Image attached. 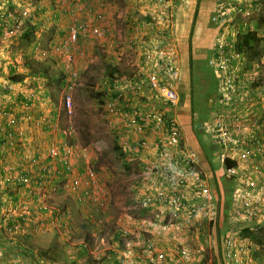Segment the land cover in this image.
Segmentation results:
<instances>
[{"label":"built area","instance_id":"1","mask_svg":"<svg viewBox=\"0 0 264 264\" xmlns=\"http://www.w3.org/2000/svg\"><path fill=\"white\" fill-rule=\"evenodd\" d=\"M68 1L60 0L62 4ZM217 2L212 17L217 35L208 65L215 71L219 89L204 133L216 149L217 164L230 181L229 216L220 243V263L264 264V260L259 263L254 258L253 253L255 249L258 250L255 245L240 235L245 227L252 226L253 230L256 226H264V136L252 125L245 127L257 112L264 109V89L259 86L264 72V54L249 62L247 56L236 47L239 33L242 29L248 30L247 20L255 13L250 4L246 0ZM11 4L15 2L11 1ZM174 5L170 0H158L148 27L157 31L158 35L171 31ZM27 13L22 10L19 17L12 13L2 16L0 63L5 56L3 51H6L1 42L19 34L21 22ZM237 18L244 20L242 27V20L237 22ZM101 19L100 15H95L92 21L80 22L74 14L67 33L52 47L53 52L63 54L69 61L67 54L78 44L81 36L100 42L104 36ZM261 34L264 40V32ZM136 38H132L130 43L136 46V50L139 48L135 63L137 71L128 79L113 80L109 91L114 99L104 104V110L118 131L119 146L125 159L139 169L141 186L137 193L144 197L141 207H155L163 217H158L159 221L136 220L132 230L122 228L121 237L124 240L117 254L122 259L121 264H219L204 257L206 241L202 244L198 238L194 243L184 241L192 232L198 237L197 232L203 225L216 222L218 202L221 200L213 192L205 174L200 175L194 154L188 148L177 119L180 102L177 48L171 37L164 39L163 43L155 41L152 45L139 44ZM67 80L66 86L72 89L71 79ZM1 84L5 85V82ZM62 104L65 114L70 115V94L64 95ZM0 131L5 139L1 163L6 157L5 152L14 151L25 132L17 126L8 129L1 127ZM45 151L44 158H48V161L39 162L31 157L29 164L32 171L23 169L17 173V181L28 185L31 188L30 197H36L31 199V204L18 203L13 206L5 194L10 177L7 174L0 176V264H29L20 256L6 258L7 238L10 234L42 232L44 214L41 211L50 212L46 203L55 198L54 186L57 185L49 186L56 176L61 175L64 180L57 188L70 196L76 194L79 203L89 199L90 190L95 185L92 170L75 168L77 158L72 146L64 141L52 142ZM228 159L235 162L234 167L225 166ZM31 208L34 210L33 218L28 217ZM53 211L56 218L53 220L55 225L51 227L57 228L69 239L72 213L68 208L63 212L56 208ZM16 216L20 220H15L13 227L6 230V222ZM147 234L158 235L161 244L166 245L165 251L172 256L166 260L164 251H158L157 247L150 250L151 245L144 246L141 239Z\"/></svg>","mask_w":264,"mask_h":264},{"label":"rangeland","instance_id":"2","mask_svg":"<svg viewBox=\"0 0 264 264\" xmlns=\"http://www.w3.org/2000/svg\"><path fill=\"white\" fill-rule=\"evenodd\" d=\"M11 1L15 2L14 5L17 4V11L19 12L21 11V5L28 6V4H30L32 8L35 3H38V1L41 2V0H22L19 2L15 0H0V3H3L4 7L10 8ZM170 1L175 3L172 29L171 31L162 32V34L171 36L179 56L181 54L180 51L184 49V57L188 64L187 87L184 92L180 93V91H178L180 98L178 107L180 110L178 114L183 113L182 110H184L188 101L191 111L190 128L188 127V123L182 124L178 117L177 119L179 123H181L184 137H186L184 129L188 130L187 133L189 137H191L190 135L196 136L197 142L207 158L206 161L210 164L216 149L212 145L209 137L207 138V135L202 131V127H205L206 120L210 116L209 99L212 94L218 92L219 81L214 69L208 65V60L213 53L215 40H213L211 47L207 48L206 45L208 42L205 41V38L208 34L216 36L217 28H212L208 25V22H210V24L212 22V15L209 16L206 11L203 12V8L212 9V7L217 6L218 2L217 0H211V2L207 4V0H188L190 5H187V3L184 5L186 0ZM246 1L247 4L252 5L250 1ZM59 2L58 0H50V9L59 8ZM89 2L90 4H86L85 7H82V5L80 6L81 9L75 13L77 14L76 17L78 18L84 15L83 20L88 22L94 20L95 15H100L102 17L100 24L105 28L106 33H109L107 39H109L110 42H114L109 50H107L108 48H105V51H98L95 49V53L93 54L86 50L87 47L92 46L89 43L91 41L81 36L80 38L83 37V41L87 42V44L83 42L84 45L78 43L73 46L67 54V56L70 57L69 61L63 54L54 53V55L52 53V44L60 41L66 34L64 31H62L64 33L63 36L59 33L61 30L60 26H62L60 22L63 19L58 18L54 20L55 23L52 25L50 20L44 19L46 17L50 18V16L46 14V17L44 16V18L40 19L37 18L36 15L33 16V11H31V18H34L35 21H39V26H41L36 34V38L38 39L37 48L31 50L33 49L30 46L32 43L27 42H22L20 45L14 46V51L12 50L13 53L17 54V57H21L18 63L12 58L13 55L9 54V62L12 67L14 64L17 70L26 69L30 72L31 67L28 62L47 61L53 71L65 73L67 75L66 80L70 78L73 84L72 89H69L66 84L59 90L54 89L53 92H51L53 93V99L50 98L51 101H47L49 97L45 96L46 92L37 94V89H41V86L37 88V86L29 84L27 89L37 94V98L32 107V111L38 114H36L37 118L41 117L43 113H46V116L50 118L48 122L45 121L47 117L42 118L43 122L46 123L48 127L47 131L41 129L39 132H43L45 136L51 137L49 140L52 142L64 141L66 145L72 146L73 154L78 160L75 161V168L84 170L89 168V170H92L94 173L95 185L90 190L89 199L86 200L84 198L85 201L83 203L77 201L76 194H71L72 196H70L67 195L64 190L58 189L55 198L52 199L49 204L46 203L50 212L44 214L42 217L44 223L42 232L39 233V235L36 234V236H33L35 237L34 243L37 247L48 246L52 243L71 245L65 249V252H69L68 254H70L69 256L74 264H83V262L95 264L93 261L94 255L90 254L89 257H92L91 260L89 259L86 261L88 256H82L80 249H78L80 245L78 240L80 239H78L77 236L81 234V231L86 230L87 232L85 236L88 242L84 240V244L86 243L88 250L98 254L103 253L104 259L106 258L107 252L112 251L113 232L118 230L121 225L125 226L123 220L127 217L130 218L129 225L125 227L129 229L135 224L136 220H153L154 216L159 214L157 211L152 212L153 209H148V207L143 209L141 207L142 203L138 202L137 198L143 196L141 193L135 191V186L138 185L141 177L139 169L136 165L128 163L125 157L121 155L122 151L119 146L120 137L118 131L112 125L104 110V104L114 99L106 83L110 80V78L107 77L110 76V72L113 73L115 80H121L130 78L133 76L134 72L137 71L135 63L138 58L139 48L137 47L136 50V46L128 42L130 36L133 35V39L137 37L136 39L141 42H145L148 38L151 39L150 35H148L146 31H142V29H137V31H133L134 34H132V25L126 21L125 17V11L128 10V8H132V11L135 12L139 10L141 6H144V2L142 0H90ZM79 3H83V0H80ZM69 4L71 5L69 6ZM181 4H183V6ZM74 5L75 1H68L65 6L72 8ZM86 6H91L93 9H87ZM181 7H185L186 9H182ZM242 7H245V5L242 4ZM75 8H78V6ZM180 8L181 10H179ZM50 9L47 11L49 12ZM63 9L65 8H59L61 11H63ZM149 9L150 8H146L144 10L146 11ZM103 10L107 13V24L110 22L109 14L111 13V18L115 22L116 27L110 29L104 26L106 17L102 12ZM193 10L196 11V16L192 13ZM181 13L184 17H182ZM4 14L7 13L4 11ZM258 15L264 17V0L261 1V7L255 12L254 18L248 20L252 27L254 23L257 24L256 19L259 18L257 17ZM19 16L20 13H18L17 17ZM27 18L28 16L26 15L22 20L20 30L28 24L26 21ZM241 20V18H237V22ZM240 23V27H242V22ZM215 38L216 37H214V39ZM238 41L236 47L238 46ZM239 42L241 43L242 39ZM260 46H264V40L260 42ZM12 51L10 53H12ZM79 51H81V53ZM16 56L14 58H16ZM62 56L67 60L66 63L63 62L62 58L57 61L58 57ZM54 61L57 64L52 63ZM33 64L35 63H32V65ZM1 66L0 64V67ZM113 70L115 71L113 72ZM18 75L23 76V80L25 81L28 79L27 76H24L25 74L23 72H19ZM260 80L259 86L261 89H264V72ZM42 84V87L45 88L44 84L46 83L42 81ZM65 94H70L72 99V112L70 115L65 114L62 109V102ZM41 100H45L46 104L42 105ZM262 103L264 105V100ZM52 109L56 113L54 117H51ZM261 111L251 119V123H246L245 127L249 125L255 126L264 136V109L262 112ZM195 124L199 126L202 125V127L200 126L198 128L197 126L196 128ZM115 144L118 149L114 148ZM43 156H46V154H42V157ZM210 168L209 170L212 171V173H210V179L213 185L212 187L210 185V187L215 195L226 204L230 201L231 196L229 192L230 181L227 179L222 168L212 166V164H210ZM63 183V177L61 175L56 176L54 179V184L57 185L56 187L60 188ZM81 198H83V196H81ZM98 201H104L106 207L100 206ZM65 207L70 210L73 217L71 224L72 237L69 239L63 236L57 228L51 227L55 225V221L53 220L56 218L53 209L56 208L61 211ZM89 216L92 217L90 218L91 224H87V228L83 229L82 225L86 224V218ZM225 225L226 220L223 225L218 228L213 227L210 229L208 225H205L203 229L197 232V240L199 243L202 244L204 241L207 242H205L206 248L204 252V257L207 260H214L215 257H217V253H219L217 250L220 248L219 243H221L222 236L225 232ZM253 232L262 242V245L258 246L260 247V252L263 253L264 226H260L259 229H253ZM13 238L16 239L19 244L24 243L22 236L15 235ZM101 239H103V242ZM195 241V238L190 240L191 243ZM253 244L255 245V243ZM258 246L255 245V248L259 250ZM158 248L157 246V249ZM76 255L78 256L77 259H75Z\"/></svg>","mask_w":264,"mask_h":264},{"label":"crops","instance_id":"3","mask_svg":"<svg viewBox=\"0 0 264 264\" xmlns=\"http://www.w3.org/2000/svg\"><path fill=\"white\" fill-rule=\"evenodd\" d=\"M35 1H38V0H35ZM60 1V0H58ZM69 1H75V5L74 7L72 8H69V7H66L65 5L68 3H65V4H62L61 2L60 3V9L61 8H65L63 9V11L59 10V8H56V9H50L49 7V4H50V0H41V2L38 1V3H35L33 5V7L31 8L30 4H28V6H25V5H21L20 9L21 11L22 10H26L28 13H27V16L28 18L26 19V21L28 22L29 26H32L33 27V32L35 33H32V38H33V35H34V38H33V42H34V47H33V44L30 45L33 49L31 50H35L37 48V45H38V39L36 38V34H37V31L40 30V27L39 26V21H35L34 18H31V11L32 12V15H36L37 18H44V16L46 17V14L47 16H50V18L46 17L44 18L45 20H50V22L52 23V25H54L56 19L58 18H62L63 20L60 22L62 24L61 27V30L59 31L60 35L62 34V31H64V33L66 32L67 33V28L68 26L71 24L72 20V16L76 13V11L80 10V6L82 5V7H85L86 4H90L89 0H83V3H79L80 0H69ZM211 2V0H207V4H209ZM187 3V5H190V2L188 0H186L184 2V5ZM252 5L251 8L255 9V12L256 10L258 11V8L261 7V1L259 0H251L250 2ZM71 4H69L70 6ZM183 6V4H181ZM180 5V6H181ZM73 6V5H72ZM76 6H78V8H75ZM247 8H249L247 5H246ZM49 12L47 11L48 9ZM87 9L89 8H92L91 6H86ZM182 9H186L185 7H181ZM181 8L179 10H181ZM214 8V9H213ZM93 9V8H92ZM215 9L216 7H212V9H207V8H203V12L206 11V13L210 16V15H214L215 13ZM129 10H132V8H128V10L125 11V14H126V21L128 22V13L131 12ZM141 10H144V6L140 7L139 8V12H141ZM61 11V12H59ZM91 11V9H90ZM100 11V10H99ZM189 10L187 9V12ZM97 12V11H96ZM103 14L105 15V17L107 16V13L103 10L102 11ZM143 12V11H142ZM195 10L192 11V13L194 14ZM49 13V15H48ZM189 13V12H188ZM192 14V16H193ZM77 14H75V17H76ZM182 17L183 14L181 13ZM207 15V17H208ZM255 15V13H254ZM253 15V17H254ZM178 16V15H177ZM83 16H79L78 18L76 17L77 20H79L80 22H86L83 20ZM180 17V16H179ZM180 17V18H182ZM178 18V17H177ZM107 17L106 19L104 20V26L105 27H109L110 29L112 27H116V24L115 22L113 21V19L111 18V13L109 14V24H107ZM178 20V19H177ZM191 21V20H190ZM189 21V22H190ZM244 20H242L241 22H243ZM248 21V20H247ZM49 24V23H48ZM103 25V24H102ZM208 25L210 27H212V24H210V22H208ZM25 28L26 26H24L21 30H20V33L18 35H15L13 36V38L15 37V40L12 41L13 38H9L8 40L6 41H3L1 42L2 46L5 47L6 50H9V49H12L13 50V47L14 46H18L22 43V41L20 40L23 32H25ZM131 33H133V31H137V28L136 27H133L132 26V29H131ZM154 31V30H153ZM155 33V31H154ZM109 36V33H106L105 36L102 38V40L100 42H96V41H92L90 40L91 42L90 45H92L91 47H87L86 50L92 52L93 54L95 53V49L98 50V51H105L104 49L105 48H108L107 50H109V48H111V46L113 45V41L110 42L109 39H107V37ZM214 37L215 35H211V34H208V36L205 38V41L208 42V44L206 45L207 48L211 47V45L213 44V40H214ZM0 38L2 39V34L0 33ZM133 38V35L130 36V40ZM84 38H80L79 39V42L80 44L84 45V44H87V42L83 41ZM130 40L128 42H130ZM149 41L150 39L148 38L145 42H141V41H138L139 44H143V45H148L149 44ZM84 42V44H83ZM57 43H53L52 45H55ZM14 51V50H13ZM12 51V53H9L10 55H13V59H15V61L18 63L19 59L21 57H17L16 55L17 54H14ZM181 54L179 56V67H180V77H179V80H178V91L181 92H184L186 87H187V74H188V64H187V60L185 59L184 57V49H182L181 51ZM16 56V58H14ZM24 60V58H23ZM4 62V63H3ZM2 66L0 67V81H3L5 82V85H2L1 82H0V98H4L5 100V104L4 106L6 105V103H9L11 108L13 109V113L14 115L16 114L18 117V120L16 122H12V118H9L7 121H5L4 118H0V129L2 127V122H5V124L8 123H13L15 124V126H17L18 128H21L24 132H25V136L20 140V144L19 146L17 147V149H15L13 152H5V158H3L2 162L0 163V176H3L5 174L8 175V177H10V182L8 183L7 185V190L5 192L7 198L11 201V198H14V197H17L20 199V201L18 203L20 204H26L28 203L31 204L32 201L31 199L35 198L34 196L33 197H30L31 195V188H29L28 185H21V184H17L16 182L17 181V173L18 172H22L23 169H31L29 171H32V168L30 167V164H29V160L31 157L33 158H36L39 160V162H44V161H48V158H44V156L42 157V154L44 155L46 153L45 150H47L48 146L52 143L51 140V137L49 136H45V133L43 132H39L41 129L43 131H47V124L43 122V117H47L46 116V113H43V115H41V117L37 118V113L35 111H32V107H33V98L31 100V96L37 98V94L38 93H41V92H47L46 89H44L42 86L43 84H37V88L41 86V89H37V94H34L31 91H29V89H27V86H29V84H33L34 83V79L32 78V76H30V73L28 72V70H17L16 69V66L13 64V67L12 65L10 64L9 62V55L7 57V55L4 57V60H2V62L0 63ZM16 69V70H15ZM19 72H23L25 75L24 76H27L28 79L25 81L23 80V76H20L18 75ZM36 81V80H35ZM37 82V81H36ZM34 85V84H33ZM107 90V89H106ZM109 90V89H108ZM45 95H47V93H45ZM260 95H261V92H260ZM215 96L216 94H212L210 96V99H209V108H210V111L214 105V100H215ZM23 97L25 98H28V100H26L27 102H29V105L27 106L25 103H21L19 102V99H23ZM44 100H43V103L42 105H45L44 104ZM180 109L178 108L177 109V117L179 118L180 122L183 124V123H188L185 124L186 126H188L190 128V115H191V111L189 109V103L187 101L186 105H185V108L183 111V113L181 114H178V111ZM263 111V110H262ZM261 111V112H262ZM54 113V110L52 109V115ZM260 113V112H257V114ZM37 114V115H36ZM4 119V120H3ZM50 118H46L45 121H49ZM37 120H40V121H37ZM180 123V124H181ZM248 123H251V121H248ZM196 128L198 126V128L202 125H197L195 124ZM255 127V126H253ZM252 127V128H253ZM182 128V127H181ZM185 128V126H184ZM254 129H257V128H254ZM183 131V129H182ZM202 131L204 132V128L202 127ZM250 131L253 132V129H251ZM258 131V129H257ZM184 132L186 137H185V140L187 141V144H188V148L189 150L192 152V154H194V157L196 159V162H197V165L199 167V173L201 176H206L207 180L209 181V184L211 185V187L213 186L212 185V182H211V179H210V173H212L211 169L210 168V164H212V166H215V167H220L218 164H217V161H216V156L215 154H213V158L211 160V163H207V158L205 157L202 149L200 148L198 142H197V139H196V136L195 135H190L191 137L188 136V130L184 129ZM259 132V131H258ZM184 135V133H183ZM2 133L0 131V156L3 152V143L4 141H1V138H2ZM187 138V139H186ZM4 156V154H2ZM37 169V168H35ZM202 173H201V172ZM56 188L55 190V195L57 194L58 192V188L56 186H54ZM49 191V190H48ZM51 192V191H49ZM48 193V192H47ZM13 201V200H12ZM29 201V202H28ZM31 201V202H30ZM34 202V201H33ZM50 201L47 202V204H49ZM105 202L102 201V203L100 204V206L102 207H106L105 205ZM13 206H16L17 204H12ZM148 209H153V211H157L159 212V210L155 207H152V208H148ZM147 210V209H146ZM145 210V211H146ZM156 218H153L155 220H158L159 221V218L158 217H163L162 214H157L156 216H154ZM90 218H92L91 216L87 217L86 219H89L91 220ZM119 221V220H118ZM135 221V220H134ZM136 222V221H135ZM130 223V218L127 217L125 220H123V224L125 226H122L118 228V230L125 228L126 226H128ZM205 227V225H203V228ZM131 230L134 228V225L132 227H130ZM202 228V229H203ZM85 234L87 233L86 230H84ZM29 233H26V234H10L8 235V238H7V247H6V253H5V256L6 258H9V257H13V256H19L16 252H17V248L15 247L16 245H18V241L16 239L13 238V236L15 237V235L17 236H22V239L27 237ZM99 235V234H98ZM193 238L197 239L198 237L196 236H190L188 238H186L184 241L186 243L189 244L190 240H192ZM113 239V238H112ZM84 240L87 241L86 237L81 241H79L78 243L81 244L82 243V246L85 247V256H88V259L87 260H91V258L89 257V255H94L93 256V261L95 264H104L106 263V261H109V260H106L105 258L103 259V256L104 254L101 253V254H98V253H95V252H92L90 250H88L87 246H86V243L84 244ZM101 241L103 242V239H101ZM113 247L111 248V250L117 254V250L120 248L119 245H116V243L113 241ZM168 245V243H167ZM71 245H66L65 246V249H67L68 247H70ZM164 246L166 247V245H160L159 244V249L158 251H164V257L165 259H169L172 255L170 254V252H166L165 251V248ZM169 247V245H168ZM67 253V252H66ZM69 253V252H68ZM84 255V253H83ZM106 257H107V254H106ZM21 259H24L23 257H19ZM26 259H24L25 261ZM26 263H28V260L25 261ZM31 264V263H29ZM83 264H91L89 262H86Z\"/></svg>","mask_w":264,"mask_h":264},{"label":"trees","instance_id":"4","mask_svg":"<svg viewBox=\"0 0 264 264\" xmlns=\"http://www.w3.org/2000/svg\"><path fill=\"white\" fill-rule=\"evenodd\" d=\"M142 1L144 2V9H146V8H150V9L146 10V11L141 10V12H139V10H136L135 12H133L132 10H129L131 12L128 13V16H129L128 17V23L130 25H132L133 27H136L137 29H142V31L143 30L146 31L147 34L150 35L151 39L149 41V45L154 44L155 41L163 43L164 39H168L171 36L165 35V34L158 35L156 32L154 33L152 28L148 27V25L151 22V17H152L151 15L156 10L158 0H142ZM167 1L168 0H165V2H167ZM260 1H263V0H260ZM194 15L196 16V11H195ZM195 16H194V18H195ZM136 17H138V18H136ZM257 17H259V18H257ZM257 17H256L257 18L256 19L257 24L254 23L253 29L251 30L250 27L248 30L242 29L241 32L239 33V36H238L239 41H241V39H242V42L240 43L238 41L237 50H241L247 56V58L249 59V62H252V61L260 58L264 54V46H262V47L260 46V42H262L261 32H264V30H263V28H264V17H262V16L260 17V15H258ZM34 30H33L32 26H29V24H26L25 32H23L20 40L22 42L32 43L33 47H34L35 44L33 43V40H32V33ZM103 30H104V36H105L106 30L104 27H103ZM63 35H64V33L62 32L61 36H63ZM11 38H13V37H11ZM14 40H15V37L12 39V41H14ZM11 51H12V49L3 51V55L8 56ZM61 58L63 59V62L66 63L67 60L64 59L63 56L58 57L57 61L60 60ZM2 60H4V58L1 59V62H2ZM32 63H35L36 65L33 64V65H35V66H33ZM32 63L28 62V64L31 67L30 72H29L30 76H32V78L34 79L33 84L35 86H38L37 85L38 83L41 84L42 81H44V83H46V84H44V87H45L44 89L47 90V92H46L47 95H45V96L53 99V97H52L53 93H51V92H53L54 89H56V90L61 89L66 84V81H67L66 76L67 75L65 73L63 74L61 72L53 71L52 68H50V66H49L50 64L47 61L32 62ZM52 63L55 64L56 62L54 61ZM114 71L115 70H113V72ZM113 76L114 75L112 72H110V76H107L110 78V80L107 81L109 87L112 86V82L114 80ZM29 98H31V100L33 98V103H34L36 98L33 96H31ZM26 100H28V98L23 97V99L22 98L19 99V102H21L23 104L25 103L28 106L29 102H27ZM41 103H43L42 100H41ZM4 104H5L4 98L0 99V118L1 117L4 118L5 121H7L9 118H12V119H14V120H12V122H16L18 120L19 116H17L16 114L14 115L13 109L11 108L9 103H6L5 106H4ZM44 104H45V102H44ZM55 114L56 113L54 112L53 115H51V117H54ZM1 123H3L2 127H4V129H8L10 127L15 126V124L9 123V121L7 124H5V122H2V121H1ZM1 141H5V139L1 138ZM114 148L118 149L116 144H115ZM121 155L124 156L123 153H121ZM225 166L226 167H234L235 162L228 159L225 163ZM16 183L18 185L19 184L24 185V182H21V183L16 182ZM54 185H55L54 182L51 183L49 188H52ZM140 186H141L140 183H138V185L135 186L136 192L138 191ZM137 199H138V202L140 203L144 199V197H140ZM19 201H20V199L17 197L11 198L12 204H18ZM229 202L230 201H228V203H226V204L224 202L221 203V201L218 202L219 214H218L216 222H214L212 224H208V227L210 229H212L213 227L218 228L219 226L223 225L225 220L228 218V216H229ZM34 206H36V205H34ZM29 210L30 211H28V217L33 218L34 217V210H33V208H31ZM41 212L43 214L47 213V211H41ZM15 220H20V218L18 216H16L15 218H10L6 222L4 228L6 230L12 228L13 227L12 223ZM86 221H87L86 224L82 225L83 229L87 228V226H88L87 224H91V220L87 219ZM251 227L252 226L243 228L240 231V235L242 237L249 239L251 242L253 241L252 243H255L256 246H258V245L261 246L262 242L259 240L258 236L255 235V233L253 232ZM259 228H260L259 226L255 227V229H259ZM121 233H122V230L120 229V230L114 231L112 234L113 241L116 243V245H119V247H122V244H123L122 242L124 240L121 237ZM36 234L39 235L38 232H36V233L30 232L27 235V237L23 238V241H24L23 244H18L17 247L15 246L17 248L16 253L19 256L26 259L25 261L28 260V263L33 262L32 264H74L72 262L70 256H69L70 254H68V252L67 253L65 252V246L67 244H63V243L53 244L52 243V244H49L48 246L37 247L34 243L35 237H33V236H36ZM190 236H194V232H192ZM71 237H72V234H71L70 238ZM77 237H78V239H80L78 241H81V239L83 240L86 237L85 232L81 231V234H78ZM128 239H130V237ZM141 240L143 241L144 246L151 245L150 250L155 249L157 246H159V244L161 245L160 238L156 234L144 235ZM219 247H220V243H219ZM78 249H80V253H82V256H83V253L85 255V247L82 246V243L78 246ZM139 251L141 252V250H139ZM217 251H219V253H217L218 255H217V257H215L214 261H215V263L221 264L220 263V248ZM253 255H254V258L259 263L263 262L264 252L263 253L260 252V247H259V250L255 249V252L253 253ZM77 258H78V256L76 255L75 259H77ZM105 259L109 260V261H106V263H104V264H121V262H122V259L118 256V254H115L113 251L107 252V257Z\"/></svg>","mask_w":264,"mask_h":264},{"label":"clouds","instance_id":"5","mask_svg":"<svg viewBox=\"0 0 264 264\" xmlns=\"http://www.w3.org/2000/svg\"><path fill=\"white\" fill-rule=\"evenodd\" d=\"M19 1H22V0H19ZM19 1H16V2H19ZM248 1H250L251 2V0H248ZM259 1V0H258ZM0 6H2V9L0 10V23L3 21V17L4 16H7V14H10V13H12L15 17H17L18 16V13H20L19 11H17V9H18V6L17 5H14V4H11L10 3V8H7L6 9V7H4L3 6V3H0ZM3 9H4V11L7 13V14H4V11H3ZM259 9V8H258ZM255 10V9H254ZM257 11V10H256ZM14 12V13H13ZM15 14H17V15H15ZM3 16V17H2ZM213 17V16H212ZM254 17L252 16L250 19H253ZM24 19V18H23ZM249 19V20H250ZM211 24H212V22H211ZM248 25H249V27H250V29L252 30L253 29V27H251V24L249 23V21H248ZM212 28H213V25H212ZM249 29V28H248ZM0 33H1V30H0ZM20 33V32H19ZM262 33V32H261ZM59 42V41H58ZM57 42V43H58ZM56 45V44H55ZM54 45H52V47H53ZM52 53L54 54L55 52H53L52 51ZM55 55V54H54ZM64 56V55H63ZM109 86V85H108ZM49 101H51L50 100V98H49ZM66 208V207H65ZM64 208V209H65ZM64 209H62L61 210V212H63V210ZM226 230V225H225V229H224V231ZM245 238V237H244Z\"/></svg>","mask_w":264,"mask_h":264}]
</instances>
